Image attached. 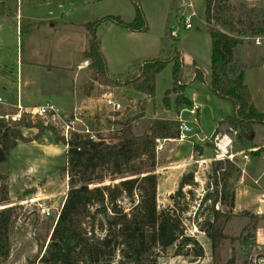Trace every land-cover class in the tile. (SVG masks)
<instances>
[{
  "label": "rangeland",
  "instance_id": "rangeland-1",
  "mask_svg": "<svg viewBox=\"0 0 264 264\" xmlns=\"http://www.w3.org/2000/svg\"><path fill=\"white\" fill-rule=\"evenodd\" d=\"M61 1H65L68 7L76 4L75 0ZM134 1L140 6L144 5L151 17L150 29L143 34L144 41L151 43L158 39L160 42L161 37L164 36L165 50L161 57L171 59L173 54L170 50L178 47L186 65L184 76L176 88L177 92H172L168 96L170 101L168 105L164 99L167 91L174 86V63H169L158 75L154 98L147 97L142 92L137 93V90L134 92L133 84L123 85V83L128 78L131 80L141 78L143 63L157 56L147 60L135 59L130 63L133 58L128 55V44L125 41L120 44V37L106 26L100 28L99 36L112 75L121 85L97 84L94 89L95 95L89 100L80 93L73 95V91L70 90L71 70L75 72L76 63L82 60L80 53L75 52L85 45L83 35L85 30L61 23L57 18L58 0H52L51 3H48V0H35L32 7L35 6L34 8L42 11L38 13H34L28 0H0V95L6 100L16 101L18 94L21 95V91L26 90V81L31 79L35 82L34 87L41 91L40 94L42 93L43 96L39 94V101H34L32 104L21 97L25 105L34 106L53 102L66 110L76 107V113L83 115L84 110L97 113L100 109L101 112H106L109 107L103 100L104 95L112 93L113 97L123 105L121 111L114 112L118 115H114L110 110L102 115L106 120L105 123L99 121L101 116H95L89 122L84 120L106 143L117 142L122 123L132 118H134L132 122L134 133L142 135L149 131L154 120L174 118L182 113L183 120L194 126V131L189 134L191 136L183 140L158 139L155 159L150 160L146 157L145 164L136 167L143 171L152 170L159 176L163 174L158 184L159 208L172 203L171 195L179 189L178 178L181 172L188 173L194 170L191 185L184 188L185 197L180 201L179 211L183 212L185 217L188 234L196 237L202 244L204 256L197 258L192 251L187 255H175V249L171 248L168 252L160 254L156 260L155 256L151 255L149 264H264L262 208L259 207L260 213L257 211L252 213L244 207L237 208L236 202L235 206L231 207L229 194L225 201L220 200L223 185L227 186L228 193L234 191L235 200L240 187L250 193L262 191L264 149L254 151L245 148L235 128L229 124L220 125V133L228 134L234 140L233 152L236 160L235 162L223 160L225 169L231 170L232 175L225 179L221 177L218 186L213 184L212 175L217 164L214 160L217 152L214 134L217 125L219 126L227 116L234 114V105L232 101L218 97L209 87L212 73V39L209 27L213 26L237 41L233 49L231 76L235 77L241 71L246 73L244 83L249 84L246 86L250 94V102L254 105L256 103L259 112H264V45L256 43L257 37L264 36V33H257L260 28H264V0H213L210 20L206 16V0H193L201 19L196 20L192 30H181L175 38L169 34V28L175 21V15L172 14L173 2L168 1V15L163 26H160V20L156 19V11L158 12L160 4L166 1ZM118 5L123 8L122 16L125 18L128 17L129 10H136L133 0H110L95 10L96 14L92 19L101 20L111 15L119 17L114 14ZM122 16L121 18L124 19ZM32 17H36V20ZM111 26L126 34L128 32L118 25ZM86 45H89V41ZM194 62L204 71L206 82L194 79L192 67ZM72 64L73 66H69L68 70L61 68ZM84 72L88 71L85 70L82 74ZM187 83L188 86L183 92L181 85ZM79 88L80 84H77L76 89ZM179 97L195 100L202 106L201 110L197 115H192L187 110L192 105H179L177 102ZM42 98L46 100H41ZM6 112H8L7 108L0 106V114ZM173 120L179 121V119ZM35 125L53 128L45 125L41 120L36 121ZM254 128V143L264 146V125L256 124ZM22 131L27 139H31L37 136L39 128L35 126L22 128ZM160 144L163 145V149L158 150ZM200 148L202 153L199 151ZM260 148L262 147H258ZM243 151L248 154L251 152L252 157L259 156V158L252 159L246 164L242 159ZM227 162L232 166L226 164ZM7 170V163H0V184L4 182L1 178L7 176ZM69 179L68 174L59 170L49 184L45 181L35 183L32 184L34 187L22 193L17 191L19 186L14 179L13 199L10 197L8 179L10 201L20 207V215L14 232L11 233L10 255L6 261L0 259V264H41L40 259L48 247L52 229L67 196ZM135 197L137 199V196ZM131 203V199H124L127 208ZM43 208L50 210L51 215H43L41 213ZM206 232L216 234L217 238L212 240ZM99 234L102 236L103 232ZM90 236L88 234V237Z\"/></svg>",
  "mask_w": 264,
  "mask_h": 264
},
{
  "label": "trees",
  "instance_id": "trees-1",
  "mask_svg": "<svg viewBox=\"0 0 264 264\" xmlns=\"http://www.w3.org/2000/svg\"><path fill=\"white\" fill-rule=\"evenodd\" d=\"M136 17L126 22L117 16H107L89 23V48L83 57L89 59L92 71L91 80L84 86L85 94L91 96L95 84L121 85L109 71L107 60L101 50L98 29L108 22L126 28L132 32H147L149 23L142 7L133 0ZM177 0H173L174 8ZM213 0H206V16L212 15ZM212 39V73L210 89L220 98L233 102L234 114L227 116L220 125L229 124L238 131V137L247 149L258 148L254 143L255 125H264V112H259L250 102L248 87L244 83L246 73L241 71L231 76L233 49L237 41L220 29L209 27ZM257 33H264L260 28ZM165 50V49H164ZM171 59L163 57L147 60L141 68V78H128L123 85L133 84L139 92L154 98L157 91V77L171 62L173 65L174 86L165 96L169 104V94L177 92L186 65L180 49L170 50ZM194 79L206 82V75L194 62ZM188 83L181 85L185 92ZM179 105H188L187 98H178ZM118 115V114H116ZM134 118L122 123L118 141L106 143L99 140L75 138L69 143L67 164L60 168L68 174L69 189L63 207L52 229L51 240L40 259L41 264H149L151 255L155 260L160 254L175 249V255H187L190 251L197 258L204 256L202 244L187 232L183 212L179 211L180 201L185 197L184 188L191 185L194 170L184 173L179 189L171 195L172 203L163 208L158 205V184L160 176L152 170L143 171L136 167L145 164V158L155 159L158 139H178L180 122L173 119H156L149 131L136 135L133 131ZM28 127H34L29 124ZM217 127L214 136L220 133ZM39 133L35 138L27 139L22 128L0 122V163L9 161L10 152L19 141L38 140L47 131H51L55 140L64 139L54 128L37 126ZM260 148L257 151H260ZM202 153V148L199 149ZM228 161V160H227ZM226 164L231 165L230 162ZM154 166V164H153ZM232 166V165H231ZM231 170H226L223 161L214 166L213 184L218 186L220 178H229ZM0 184V259L6 261L10 255L11 233L19 218L20 207L13 205L9 197L8 175L2 176ZM6 181V182H5ZM221 201L229 194L230 206H235V193H228L222 186ZM218 191V190H217ZM137 196V199H135ZM131 199L126 207L124 199ZM217 214L219 212H216ZM253 217V216H252ZM99 232H103L100 236ZM212 240L216 234L206 232ZM88 234L91 236L88 237Z\"/></svg>",
  "mask_w": 264,
  "mask_h": 264
},
{
  "label": "crops",
  "instance_id": "crops-1",
  "mask_svg": "<svg viewBox=\"0 0 264 264\" xmlns=\"http://www.w3.org/2000/svg\"><path fill=\"white\" fill-rule=\"evenodd\" d=\"M34 1L35 0H28V4L31 6V8L34 9V13L42 12L39 8L38 9L34 8L35 6L32 7V3H34ZM58 1H59V4H58L59 15L57 16V18L61 21V23L65 26H78V27H81L85 30V34H83L85 45L82 47L81 50L78 49L75 52V53H80V56H81L80 58L82 60H80L78 63H76L77 65H76V71L75 72H74V70H71L72 77H71V81H70V85H71L70 90L73 91V95L76 93L77 94L80 93V94L84 95V97L87 100H89V99H92L95 94H94V90H93L91 96H87L85 94V90H84V86L91 80V74H92V71L89 68L91 61L89 59H86L83 57V53L85 51H87L89 48V45H86V42L89 41V33H88L87 28H86V25L89 23L95 22L92 19L93 18L92 16L94 14H96L95 10L100 8V6H102L104 3H106L110 0H75L76 4H74L73 7H68L66 5L65 1H61V0H58ZM164 1H166V2H164L163 4H160L158 12L156 11V19L160 20V24H161L160 26H163V22L168 15V7H167L168 1H169V3L173 2V0H164ZM51 2H52V0H48V3H51ZM141 7H142V9L146 15V18H147L148 23H149V29H150L151 17H149V14L147 13L144 5H142ZM115 10H117V11H114V14L119 15V17L121 18L122 14H124L123 13L124 11H122L123 8L121 7V5H118ZM127 14H128V17H126V18L124 16H122L125 19V20L124 19L123 20L126 22H132L136 17V10H134V11L129 10L127 12ZM113 16H116V15H113ZM32 19L36 20V17H32ZM98 20L99 19H97L96 21H98ZM167 24H168V22H167ZM111 25H116V24L113 22H108V23H105L104 25H102L100 28H102L103 26L109 27L108 29H111L113 32L116 33V35L118 37H120V44H122L123 41H125L128 44V46H129V47H127V48H129L128 55L133 58L132 61H130V63L134 62L135 59L141 60L143 58H146L145 60H147L148 58H154L153 56H157L155 58H159L164 54V49H165V37L164 36L161 37L160 42L158 39H155L151 43L149 41L145 40L147 42V43H145L144 38H143V34L147 33L148 31L147 32H132V31H129L127 29L128 32L126 34L125 32H122V31L116 30L115 28H112ZM100 28L97 31L98 36H99ZM162 28H164V27H162ZM124 29H126V28H124ZM99 38H100V36H99ZM100 40H101V38H100ZM101 50H102V52H103V54L107 60V65H108L109 71L112 74L111 69H110V64L108 62V57H107L105 50H104V47H103L102 40H101ZM180 52H181V50H180ZM75 53H73V54H75ZM183 61H184V59H183ZM30 64L33 65L32 63H30ZM69 66L72 67L73 64L67 65L66 67H61V68H63L64 70H68L70 68ZM85 70H87L88 72L87 73L84 72L82 74V72ZM48 71H52V70L48 69ZM26 83H27L26 90L23 89L21 91V97H23V99H25L27 101V103H29V104L30 103L32 104V102H34V101L35 102L39 101V94L41 91H39L37 88L34 87V84H35L34 80L28 79V81H26ZM77 84H80L79 89H76ZM97 84L98 83L95 84V88H96ZM247 85L249 86V84H247ZM250 89H251V87H250ZM133 91L135 92L136 90H133ZM138 92L139 91H137V93ZM0 96H2V95H0ZM40 96L41 97L43 96L42 93L40 94ZM146 96L149 97L147 94H146ZM186 98L189 101L191 100L190 101L191 103L188 104L187 106L196 103L195 100H192L189 97H186ZM41 100H46V99L42 98ZM7 101L11 102V103L16 102V101H10L8 99H7ZM255 106H256V103H255ZM82 108H84V107H82ZM201 108H202V106H201ZM64 109H66V108H64ZM68 110H70V111L75 110L76 111V107H71V109H68ZM109 111H110L109 108L106 112H101L100 109H98L97 113H95L94 111L90 112V111L84 110L83 115L85 116V118L88 122L92 121L93 117H95V116H101L102 118H100L99 121L101 123H105L106 120H105V118H103L102 115L104 113H108ZM113 114L116 115L115 113H113ZM181 114L182 113L177 114L174 118H169V119H179L180 116L182 117ZM217 127H218V125H217ZM52 134H53L52 132L46 131L42 135V137L38 140H31V141H27V142L19 141L17 146L10 152L9 161L7 162V168H8L7 175L9 177V181H10V197H11V199H13L12 188H13V180L14 179H16L15 181L17 182V184L19 186L17 191L19 193H22L26 189H30V188L34 187L32 184L44 182V181L49 184V181L51 180V178L54 175H56L57 172H59L61 167L65 166L67 164L68 146L62 141L61 142L56 141L55 136ZM257 146L264 148L263 145H257ZM204 151H205V149H204ZM262 157L264 159V155H262ZM256 158H259V156L258 157H252L248 163H250L252 161V159H256ZM246 164H247V162H246ZM244 171L246 172V169ZM183 174H184V172H181V174L179 175L178 181H180ZM162 178H163V174L160 175V180H162ZM257 184L259 185V183H257ZM261 188H262V191L259 190L257 193H250V192L243 191L242 188L240 187L236 193V200H235L236 207L237 208L238 207H244V209H247L248 211H251L252 213H254L255 211L258 212L259 207L261 209V206L264 203V186H261ZM258 213H260V212H258Z\"/></svg>",
  "mask_w": 264,
  "mask_h": 264
},
{
  "label": "built area",
  "instance_id": "built-area-1",
  "mask_svg": "<svg viewBox=\"0 0 264 264\" xmlns=\"http://www.w3.org/2000/svg\"><path fill=\"white\" fill-rule=\"evenodd\" d=\"M173 13L175 15V21L171 28H169V34L174 38L178 36L181 30H192L196 20L201 19L197 5L193 0H177L172 11V14ZM256 43L257 45H264V36L257 37ZM103 100L110 108L111 113L119 112L123 109L122 103L113 97L112 93H106ZM0 106H5L8 110L5 114H0V122L8 123L7 125L9 126L17 125L20 128H29L27 125L33 124L35 126L36 121L41 120L45 125L52 126L64 139L68 147L69 143L75 138L83 140L91 139L95 141L100 139L99 133L84 122V120H86L84 115L77 114L75 110H66L53 102L34 106L25 105L21 99V95L18 94L16 102L13 103L8 102L4 97L0 96ZM200 109L201 106L194 103L191 108L187 110L192 115H197ZM179 122V138L183 140L191 136L189 134H192L194 131V126L184 121L181 116ZM233 142L232 136L228 134L223 135L221 133L217 134L215 136L217 152L214 160L218 162L227 159L228 161L235 162L236 155L233 152ZM161 149H163V145L160 144L158 150ZM252 150L257 151L258 148ZM250 154L243 151L242 159L247 163L252 158ZM41 213L43 215H51L50 210L47 208H43Z\"/></svg>",
  "mask_w": 264,
  "mask_h": 264
},
{
  "label": "water",
  "instance_id": "water-1",
  "mask_svg": "<svg viewBox=\"0 0 264 264\" xmlns=\"http://www.w3.org/2000/svg\"><path fill=\"white\" fill-rule=\"evenodd\" d=\"M261 208H262V210H263V212H264V203L262 204Z\"/></svg>",
  "mask_w": 264,
  "mask_h": 264
}]
</instances>
